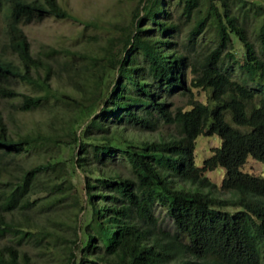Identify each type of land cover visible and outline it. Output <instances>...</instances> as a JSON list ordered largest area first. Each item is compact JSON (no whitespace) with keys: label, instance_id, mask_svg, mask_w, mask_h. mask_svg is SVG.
<instances>
[{"label":"trees","instance_id":"1","mask_svg":"<svg viewBox=\"0 0 264 264\" xmlns=\"http://www.w3.org/2000/svg\"><path fill=\"white\" fill-rule=\"evenodd\" d=\"M3 8L16 61L0 52V97L17 95L11 78L28 84L13 107L45 120L11 134L0 111V264H29L21 240L55 248L42 251L54 264H264V171H243L247 158L264 164V0H137L98 55L63 52L56 69L19 27L32 10L66 16L56 0ZM189 87L205 102L173 108L171 93ZM162 125L175 134H122ZM211 135L219 143L196 166L195 139ZM217 167L227 198L211 194Z\"/></svg>","mask_w":264,"mask_h":264},{"label":"rangeland","instance_id":"2","mask_svg":"<svg viewBox=\"0 0 264 264\" xmlns=\"http://www.w3.org/2000/svg\"><path fill=\"white\" fill-rule=\"evenodd\" d=\"M38 1L42 2V0ZM56 3L61 10L65 11L66 16L57 18L42 11L34 12L32 10L26 13L27 15L19 23L20 29L26 36L29 51L32 55H38L45 50L54 52L47 57L41 56V58H44V60L52 64V69L58 67L55 59H61L63 52L64 54L65 52L78 54V56H80L79 52L88 55H95L94 53H96L98 55L100 51L97 46L104 43L105 38L112 33L113 27L124 24L130 10L137 4V0H56ZM7 10L8 8H3L0 11V52H3L9 60L15 62V55L9 51V48H4V44L7 42V36L4 33L5 12ZM189 77L190 74L187 73L186 85H188ZM48 82L52 88H56V86H67V84L59 82L54 75L49 77ZM9 85L15 89L17 95L11 98L0 97L1 118L7 132L11 134L21 133L36 125L40 126V121L45 120L44 112L40 110L20 112L13 107L20 100L21 94L33 95L30 86L16 78H11ZM188 98L205 102L206 90L189 87V92L180 93L179 90L173 91L169 101L172 102L173 108H186ZM89 109L90 107L84 111H89ZM175 132L176 130L173 125H162L153 132L127 129L122 134L123 136L132 137L137 140H151L155 139L157 135L168 137L170 134H175ZM218 143L219 140L215 135L198 136L195 139L192 154L194 164L200 166L201 162L210 155L211 149L217 146ZM69 150L66 147L61 151L60 155L67 159ZM117 163L114 162L111 167L125 174L126 171L120 168V164ZM66 165L71 173L69 162ZM243 171L255 175H262L264 164L247 158L243 166ZM75 172L73 174L71 173V181L79 188V182L82 178L77 173V170ZM206 176L216 186L211 192L212 195L222 196L223 198H227L230 195L229 192L220 188L221 180L224 176V170L222 168L217 167L210 170L206 172ZM81 195L83 196L82 191L80 192ZM63 201L68 202V199H64ZM86 211L87 208L78 213L77 223L83 220V213ZM159 217L163 218L162 224L166 229H170L171 225L163 212L160 213ZM0 242L3 241L0 240ZM55 245L58 247L57 244ZM19 248L28 256L29 264L55 263L53 259L48 260L46 254L52 249H55L53 247L47 248L43 245L37 247L32 244H26L21 240ZM42 251L46 253H42Z\"/></svg>","mask_w":264,"mask_h":264},{"label":"clouds","instance_id":"3","mask_svg":"<svg viewBox=\"0 0 264 264\" xmlns=\"http://www.w3.org/2000/svg\"><path fill=\"white\" fill-rule=\"evenodd\" d=\"M181 184H182V183H181ZM184 186H186V184H184ZM215 188H216V187H215ZM215 188H214V189H215ZM206 190H208V189H203V191H206ZM210 190H211V192H212L213 189H210ZM211 194H212V193H211Z\"/></svg>","mask_w":264,"mask_h":264}]
</instances>
